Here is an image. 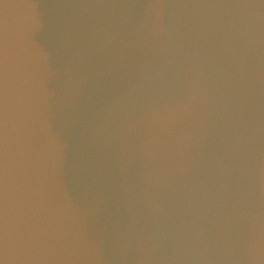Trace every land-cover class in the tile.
<instances>
[{
  "label": "clouds",
  "instance_id": "9594fccd",
  "mask_svg": "<svg viewBox=\"0 0 264 264\" xmlns=\"http://www.w3.org/2000/svg\"><path fill=\"white\" fill-rule=\"evenodd\" d=\"M0 264H264V0H0Z\"/></svg>",
  "mask_w": 264,
  "mask_h": 264
}]
</instances>
